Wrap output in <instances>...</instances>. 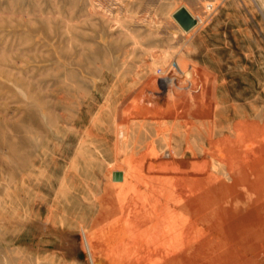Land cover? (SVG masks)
<instances>
[{"label": "rangeland", "instance_id": "rangeland-1", "mask_svg": "<svg viewBox=\"0 0 264 264\" xmlns=\"http://www.w3.org/2000/svg\"><path fill=\"white\" fill-rule=\"evenodd\" d=\"M26 130L45 134L44 174L27 191L0 166V264H264V177L240 246L231 159L262 142L264 166V0H0L1 157ZM153 149L191 185L177 215L152 195ZM228 174L224 207L196 181Z\"/></svg>", "mask_w": 264, "mask_h": 264}, {"label": "bare ground", "instance_id": "bare-ground-1", "mask_svg": "<svg viewBox=\"0 0 264 264\" xmlns=\"http://www.w3.org/2000/svg\"><path fill=\"white\" fill-rule=\"evenodd\" d=\"M188 12L190 13L189 10ZM27 130L26 132L24 131V134H22L23 132L14 134L11 140L7 141L6 145H7L9 153L7 157L5 158L3 156L2 157L0 156V166L7 165L10 167V174H11L12 180H15L17 173H21L22 181H23V184L25 185L24 190L29 191V189L27 188L26 182L32 180L33 174L36 171L37 173L39 172L38 178L39 176L42 177V175L44 174V170H41L42 166L38 165V163L36 164V158L37 160L39 159V161L42 162L41 160H42L44 151L46 149L45 147L46 137L42 130H40L39 132L34 131V133L27 132ZM262 145H263L262 142L258 143L257 145L246 144L244 146L243 153L240 151H234L231 155V159H233V161L235 162L241 174V180H242L241 187L243 188V191L247 193L246 199H244L245 196L239 199L237 203V208H236V224H235V229H234V235L236 236L237 243L240 246H246L250 243L255 244V242L253 241L255 238L253 237L256 235V229H258L259 227L258 223L259 225L262 223L261 217L259 214V208H260L259 203L254 201V199L252 198L253 196L252 193L255 192L259 184L263 182V177H264V166L260 163L259 158H258V153L261 151ZM147 153L148 152H146L145 155L141 157L143 158V160L146 161L148 159L147 157L152 155L153 156L152 161L154 160V162H158L159 164V165L158 164L155 165V168L159 172V174L156 172L158 174L157 176L158 181H157V185L152 189V192H153L152 195L155 197V199L158 200V203H163L164 205H167L169 212L177 215L180 209L182 208V206L184 207V204H185L184 196L186 195L188 191L191 190V185L188 179L183 174H180V175L176 174L177 169L175 167L170 166L168 162H166V160L163 158V155H159V153L156 154V151L154 149L152 151H149L148 155ZM137 158H140V157H137ZM143 160H139L142 162L140 164L142 165L141 167L148 166V165L145 166V162H143ZM139 163L137 164L139 165ZM149 163L151 165L154 164L153 162H150V160L148 161V164ZM55 170H56V173H55L56 174L55 178H56L58 177V167L57 166ZM191 174L194 175V172L191 171ZM230 174H235V172L230 171ZM224 177L227 178L229 181L225 182L221 177L218 176V177L208 178L201 182L200 181H196V182L200 183L203 186L204 190H211L215 194H218L222 198L221 205L224 207H229L231 205L232 186L230 183L229 174L224 175ZM216 180L220 182L222 181L223 183H226V184L213 186L212 182ZM49 182H51V180ZM38 183L40 184V186H38V188L40 187L38 191L42 192L41 189L43 190L46 184L41 178L39 179ZM116 188L114 187L113 189H116ZM166 188L167 190L164 191V189ZM144 190H146V188ZM146 191L141 192V194L145 195ZM161 195L163 196V198L160 197ZM153 196L148 194V196H143V197L152 199ZM146 206L148 207L150 205H146ZM262 214L264 215V212ZM257 217H259V219H257ZM212 246L210 247L212 248ZM215 246H216L215 249H217L220 246V244L216 242ZM259 248H261V245H256L255 247L250 248L246 252H243V253H247L248 251H251V253H253L255 249H259ZM199 251L200 250H197L195 254L197 255ZM225 251H227L228 253L231 252L232 246L227 245L225 248ZM184 257L186 256L179 255V253H177L175 254V258L173 259V262H180L182 261V259H184ZM186 260L187 259H185V261Z\"/></svg>", "mask_w": 264, "mask_h": 264}, {"label": "water", "instance_id": "water-1", "mask_svg": "<svg viewBox=\"0 0 264 264\" xmlns=\"http://www.w3.org/2000/svg\"><path fill=\"white\" fill-rule=\"evenodd\" d=\"M174 17L186 31H190L197 25V20L184 7L179 9Z\"/></svg>", "mask_w": 264, "mask_h": 264}]
</instances>
